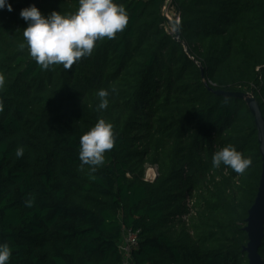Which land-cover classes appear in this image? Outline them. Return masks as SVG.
<instances>
[{"label": "trees", "instance_id": "16d2710c", "mask_svg": "<svg viewBox=\"0 0 264 264\" xmlns=\"http://www.w3.org/2000/svg\"><path fill=\"white\" fill-rule=\"evenodd\" d=\"M118 2L126 28L71 70L40 68L20 12L34 4L45 16L71 14L79 0H9L13 10H0L8 264H122L124 228L141 231L137 264H249L245 228L263 169L258 130L244 100L217 92L251 93L264 117V0ZM167 2L178 39L163 16ZM101 88L109 107L98 111ZM101 117L117 140L91 181L80 168V137ZM228 144L252 159L242 175L211 165ZM149 167L158 170L152 181ZM259 252L264 261V238Z\"/></svg>", "mask_w": 264, "mask_h": 264}, {"label": "clouds", "instance_id": "9594fccd", "mask_svg": "<svg viewBox=\"0 0 264 264\" xmlns=\"http://www.w3.org/2000/svg\"><path fill=\"white\" fill-rule=\"evenodd\" d=\"M5 8L10 12L13 10L9 0H0V10ZM20 17L28 23L23 30L28 53L43 70L56 65L71 70L74 63L92 55L97 41L114 39L129 23V13L118 0H79L76 12L64 14L53 11L47 16L33 4L22 9ZM20 47L24 48L25 44ZM4 84L5 78L0 74V88ZM115 91L113 88L112 92ZM96 95L99 99L97 110H106L109 107V90L101 88ZM116 140L114 125L102 117L80 137V168L89 180L97 178L95 173L104 165L105 153L113 149ZM15 156H24L22 145L17 146ZM211 165L214 168L223 165L242 175L252 165V159L235 145L228 144L214 152ZM35 201L36 196L29 193L24 203L31 208ZM11 256L10 244L0 242V264H8Z\"/></svg>", "mask_w": 264, "mask_h": 264}, {"label": "water", "instance_id": "95a60500", "mask_svg": "<svg viewBox=\"0 0 264 264\" xmlns=\"http://www.w3.org/2000/svg\"><path fill=\"white\" fill-rule=\"evenodd\" d=\"M163 16L168 20L169 25L178 39L179 29L175 21L169 17L168 7L163 9ZM202 75L204 76L203 70ZM217 94L244 100L255 117L260 143V152L263 158V169L257 196L248 213L247 226L245 230L248 234L249 243L245 248V252L247 253L249 264H264L259 252L264 238V117L259 103L255 100L251 93L218 91Z\"/></svg>", "mask_w": 264, "mask_h": 264}, {"label": "built area", "instance_id": "2783aa9c", "mask_svg": "<svg viewBox=\"0 0 264 264\" xmlns=\"http://www.w3.org/2000/svg\"><path fill=\"white\" fill-rule=\"evenodd\" d=\"M140 230L123 229V236L119 243V249L122 255V264H137L133 258V252L139 248Z\"/></svg>", "mask_w": 264, "mask_h": 264}, {"label": "rangeland", "instance_id": "374dc122", "mask_svg": "<svg viewBox=\"0 0 264 264\" xmlns=\"http://www.w3.org/2000/svg\"><path fill=\"white\" fill-rule=\"evenodd\" d=\"M168 4L169 3L167 2L165 8L168 7V15H169V17H171V19H174V17H175L174 10L171 7L169 8V5ZM165 8H163V9H165ZM157 171L158 170H157L156 167H149L148 168V171H147V179L150 180V181H152L155 178V176L157 174Z\"/></svg>", "mask_w": 264, "mask_h": 264}]
</instances>
